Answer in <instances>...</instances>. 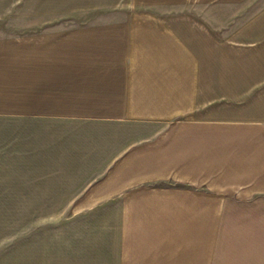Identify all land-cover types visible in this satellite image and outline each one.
I'll return each mask as SVG.
<instances>
[{"label": "crops", "instance_id": "crops-1", "mask_svg": "<svg viewBox=\"0 0 264 264\" xmlns=\"http://www.w3.org/2000/svg\"><path fill=\"white\" fill-rule=\"evenodd\" d=\"M72 126L108 163L133 153L85 197L135 184L107 249L119 231L135 264H264V0H0V200L95 181L61 152Z\"/></svg>", "mask_w": 264, "mask_h": 264}, {"label": "rangeland", "instance_id": "rangeland-1", "mask_svg": "<svg viewBox=\"0 0 264 264\" xmlns=\"http://www.w3.org/2000/svg\"><path fill=\"white\" fill-rule=\"evenodd\" d=\"M69 130V140L65 139L60 148L70 158L69 164L73 166L70 173L75 174V170L92 173L98 166L105 169L72 201L60 200L57 203L55 198L67 191L68 184H45L53 190V196L44 194L38 205L32 201L14 202L2 198L0 228H5V231H0V264H21L27 260L28 264H100L101 259L107 262L105 264H135V255L125 256L118 248L121 232L110 234V248L107 249L105 236L108 234L105 232L109 226L103 228L102 222L116 202L135 192V184L101 198L85 199L87 192L106 176H117L119 168L133 153L128 151L116 163H108V157L117 153L115 148L110 149L108 141L86 142L89 138L82 126H72ZM84 148L90 149L83 152ZM79 155H83L84 160L74 161L73 158ZM55 172V175H67L66 168H57ZM172 187L178 185L172 184ZM119 240L121 244V238Z\"/></svg>", "mask_w": 264, "mask_h": 264}]
</instances>
